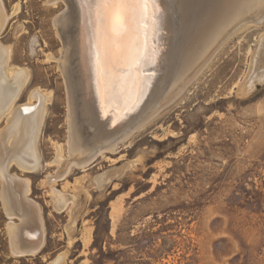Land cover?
Listing matches in <instances>:
<instances>
[{"label": "rangeland", "instance_id": "obj_1", "mask_svg": "<svg viewBox=\"0 0 264 264\" xmlns=\"http://www.w3.org/2000/svg\"><path fill=\"white\" fill-rule=\"evenodd\" d=\"M0 1L8 16L0 31L7 65L28 74L10 109L35 103L29 99L34 89L50 96L34 143L38 166L9 167L28 180L44 242L34 254L12 253L0 197V264H50L61 253L59 264H264V18L256 22L254 16L264 15L262 7L180 94L161 103L166 77L162 89L152 91L154 103L112 148L48 180L59 173L55 159L71 154L70 97L56 24L66 3ZM72 100L76 142L85 150L102 144L79 112L81 99ZM7 117L0 118V129ZM51 187L68 198L62 210L54 207Z\"/></svg>", "mask_w": 264, "mask_h": 264}, {"label": "bare ground", "instance_id": "obj_2", "mask_svg": "<svg viewBox=\"0 0 264 264\" xmlns=\"http://www.w3.org/2000/svg\"><path fill=\"white\" fill-rule=\"evenodd\" d=\"M49 1L55 3L57 0ZM64 2L66 10L58 15L62 17L56 24L63 46L58 60L70 97L68 127L71 160L55 159L61 168L48 180L63 176L70 166L85 167L102 150L112 148L154 103L156 96L147 100L152 84V89L158 92L165 78L169 77L163 100L160 98L161 103L166 105L195 77L238 26L261 7L264 14V0H221L220 3L217 0H154L158 11L152 4L149 5L147 31L140 24L139 9L132 7L129 9V32L113 43L98 31L97 17L101 10L96 8L94 0ZM3 11L0 4V31L8 19ZM16 11L18 5L14 8ZM258 14L254 15L259 16L256 22L264 18V15ZM136 44L142 58L138 67L132 69L129 67V50ZM8 54L7 46L0 44V118L8 113L5 125L0 129V197L9 217L7 236L10 249L13 254L25 255V252L34 254L43 244V220L39 207L30 202L26 194L28 180L12 174L9 167L15 164L24 171H32L38 166L39 156L34 143L44 103L50 96L34 89L29 99L35 98V103L28 100L14 110L10 109L28 74L24 68H10L6 61ZM149 71L151 73L146 75ZM160 74L162 80H159ZM73 97L81 99L79 112L95 129L98 137L104 139L102 144H96L92 149L85 150L75 140ZM85 138L82 136V139ZM51 188L54 207L62 210L68 198ZM12 217L17 219L12 220ZM63 258L61 253L50 264H59Z\"/></svg>", "mask_w": 264, "mask_h": 264}, {"label": "snow or ice", "instance_id": "obj_3", "mask_svg": "<svg viewBox=\"0 0 264 264\" xmlns=\"http://www.w3.org/2000/svg\"><path fill=\"white\" fill-rule=\"evenodd\" d=\"M97 9L101 10L97 17L98 31L112 40L118 41L130 29L129 9L135 7L139 9L140 24L145 32L147 31V21L149 20L148 7L152 4L158 11V6L154 0H94ZM154 22V16L152 17ZM142 56L138 44L129 50V67L135 69L138 67Z\"/></svg>", "mask_w": 264, "mask_h": 264}, {"label": "water", "instance_id": "obj_4", "mask_svg": "<svg viewBox=\"0 0 264 264\" xmlns=\"http://www.w3.org/2000/svg\"><path fill=\"white\" fill-rule=\"evenodd\" d=\"M150 68H152V67H150ZM151 73V71H149V72H147V73H145L146 75L147 74H150ZM153 88V84H152V86H151V88H150V93H149V96H148V98H147V100L152 96V92H151V89ZM152 91H153V89H152ZM143 105V104H142ZM142 105H141V107H142ZM25 255H30V253L29 252H25Z\"/></svg>", "mask_w": 264, "mask_h": 264}, {"label": "crops", "instance_id": "obj_5", "mask_svg": "<svg viewBox=\"0 0 264 264\" xmlns=\"http://www.w3.org/2000/svg\"><path fill=\"white\" fill-rule=\"evenodd\" d=\"M70 143L68 142V145H69ZM70 157H71V154H70ZM64 160V159H63ZM68 160H71V158H68L67 160H65V161H68ZM60 161H62V160H60ZM18 167V166H17ZM61 168V167H60ZM21 169V168H20ZM59 170V169H58ZM17 219V218H16Z\"/></svg>", "mask_w": 264, "mask_h": 264}]
</instances>
